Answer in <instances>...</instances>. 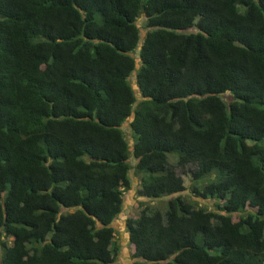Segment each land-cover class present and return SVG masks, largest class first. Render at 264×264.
Returning <instances> with one entry per match:
<instances>
[{"label":"trees","instance_id":"trees-1","mask_svg":"<svg viewBox=\"0 0 264 264\" xmlns=\"http://www.w3.org/2000/svg\"><path fill=\"white\" fill-rule=\"evenodd\" d=\"M130 168L132 264H264V0H0V264H114Z\"/></svg>","mask_w":264,"mask_h":264},{"label":"rangeland","instance_id":"rangeland-1","mask_svg":"<svg viewBox=\"0 0 264 264\" xmlns=\"http://www.w3.org/2000/svg\"><path fill=\"white\" fill-rule=\"evenodd\" d=\"M143 20L139 18L137 20L138 25H142ZM143 28H140V33H142ZM138 48V47H137ZM127 121L126 119L122 125L121 128L124 131L125 137L128 141L129 146L131 145V137L129 133V129L127 126ZM167 157L170 161H173L176 158L175 153H167ZM129 161L130 163H133L134 158L132 156H129ZM175 170L177 172H180V168L176 167ZM128 175L130 177V187L126 190H124L123 193V200H122V205L120 212L116 215V217L112 220V226L115 228L114 234H113V244L117 245V254L115 257V262L114 264H132V259L129 256V245L127 244V237H126V232H125V225H124V220L127 216H132L136 213L138 206L136 204V200L139 196L135 195V187H136V177L133 175V170L130 168L128 170ZM183 175L184 182L187 184V176ZM208 176H205L204 180H206ZM184 192H188V189H186ZM165 198V197H162ZM205 202H209L210 199L205 198Z\"/></svg>","mask_w":264,"mask_h":264}]
</instances>
